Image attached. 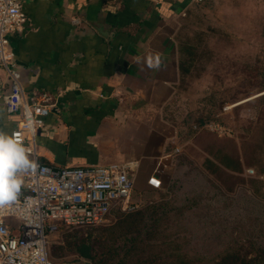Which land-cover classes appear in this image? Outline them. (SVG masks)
<instances>
[{
  "label": "rangeland",
  "instance_id": "1",
  "mask_svg": "<svg viewBox=\"0 0 264 264\" xmlns=\"http://www.w3.org/2000/svg\"><path fill=\"white\" fill-rule=\"evenodd\" d=\"M263 29L264 0L192 1L176 22L187 71L171 111L182 150L160 171L161 189L133 196L141 211L163 204L168 213L150 240L157 263L264 264V183L247 172L260 174L264 162V108L254 99L264 93ZM187 117L214 118L225 131H196ZM125 216L53 234L52 259L137 264L126 255L137 232L122 227Z\"/></svg>",
  "mask_w": 264,
  "mask_h": 264
},
{
  "label": "crops",
  "instance_id": "2",
  "mask_svg": "<svg viewBox=\"0 0 264 264\" xmlns=\"http://www.w3.org/2000/svg\"><path fill=\"white\" fill-rule=\"evenodd\" d=\"M191 3L24 0L26 29L10 36L13 65L27 91L56 95L37 138L40 162L136 163L140 189L160 177L168 153L182 148L171 111L183 76L174 35ZM9 88L1 68L0 132L12 138L21 118L5 110Z\"/></svg>",
  "mask_w": 264,
  "mask_h": 264
},
{
  "label": "built area",
  "instance_id": "3",
  "mask_svg": "<svg viewBox=\"0 0 264 264\" xmlns=\"http://www.w3.org/2000/svg\"><path fill=\"white\" fill-rule=\"evenodd\" d=\"M201 2L203 0H192ZM24 0H0V69L9 79L4 106L9 115L21 121L12 139L25 147L37 163L35 170L19 173L22 180L17 199L0 207V264H59L49 252V239L62 228L92 227L109 221L116 210L132 212L136 192V163L105 166L53 167L38 159L37 138L56 102V95L27 91L21 73L13 65L10 36L23 33L28 18ZM196 131L210 129L223 133L217 122L194 126ZM175 147L169 157L178 155ZM264 183V175L247 171ZM152 190L162 188L158 175L147 182Z\"/></svg>",
  "mask_w": 264,
  "mask_h": 264
},
{
  "label": "trees",
  "instance_id": "4",
  "mask_svg": "<svg viewBox=\"0 0 264 264\" xmlns=\"http://www.w3.org/2000/svg\"><path fill=\"white\" fill-rule=\"evenodd\" d=\"M263 36H264V29H263ZM181 70L182 74H185L187 71L185 66L184 59L181 58ZM262 76H264V70L262 72ZM264 88V87H263ZM264 92V91H263ZM255 101L259 104L260 107L264 108V94L254 98ZM186 122L189 124L192 122V126L190 128H194V126L201 127L206 122H214V118L210 117H204V118H195L193 121L186 118ZM263 145H264V138H263ZM260 174H264V162L263 167L260 170ZM142 204L138 205L137 208L132 212H122L119 210H116L115 213L119 215H126L124 219L121 220L120 223H122L123 228H128L129 231L127 233L133 234V229L137 232V235L132 236L130 238V245L128 246V249L126 251V255H132V256H140L141 259L137 260V264H162L157 263V256L155 252V245L151 243V239H154V237L157 235L158 228L161 226V222L164 220V217L168 215L167 211L164 210L163 204L159 205H153L149 207L148 209L141 211ZM132 213V214H131ZM63 229L62 228L60 232ZM131 229V230H130ZM168 236L167 237L168 239ZM82 245H85L83 242ZM86 249L82 250V256L83 257H90L89 249L88 247H85ZM172 264V263H167ZM184 264V263H183Z\"/></svg>",
  "mask_w": 264,
  "mask_h": 264
},
{
  "label": "clouds",
  "instance_id": "5",
  "mask_svg": "<svg viewBox=\"0 0 264 264\" xmlns=\"http://www.w3.org/2000/svg\"><path fill=\"white\" fill-rule=\"evenodd\" d=\"M27 151L14 139L0 132V207L17 199L22 185L18 174L35 170L38 166L29 158Z\"/></svg>",
  "mask_w": 264,
  "mask_h": 264
},
{
  "label": "water",
  "instance_id": "6",
  "mask_svg": "<svg viewBox=\"0 0 264 264\" xmlns=\"http://www.w3.org/2000/svg\"><path fill=\"white\" fill-rule=\"evenodd\" d=\"M263 94H264V93L258 95L257 97H259V96H261V95H263ZM67 264H75V263L71 262V263H67Z\"/></svg>",
  "mask_w": 264,
  "mask_h": 264
}]
</instances>
